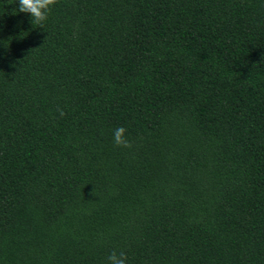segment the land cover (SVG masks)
<instances>
[{"label":"trees","instance_id":"16d2710c","mask_svg":"<svg viewBox=\"0 0 264 264\" xmlns=\"http://www.w3.org/2000/svg\"><path fill=\"white\" fill-rule=\"evenodd\" d=\"M18 7L0 264H264V0H57L42 26Z\"/></svg>","mask_w":264,"mask_h":264},{"label":"clouds","instance_id":"9594fccd","mask_svg":"<svg viewBox=\"0 0 264 264\" xmlns=\"http://www.w3.org/2000/svg\"><path fill=\"white\" fill-rule=\"evenodd\" d=\"M18 9L21 13L30 14L31 22L43 25L49 18L53 6L57 0H17ZM61 116L65 113L62 109H58ZM127 129L123 126L114 130L113 142L117 147L132 148V142L126 135ZM127 254L123 251L117 252L113 250L107 256V264H126Z\"/></svg>","mask_w":264,"mask_h":264}]
</instances>
